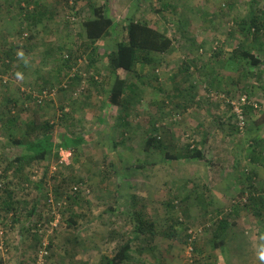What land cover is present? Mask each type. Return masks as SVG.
Masks as SVG:
<instances>
[{"label":"rangeland","instance_id":"374dc122","mask_svg":"<svg viewBox=\"0 0 264 264\" xmlns=\"http://www.w3.org/2000/svg\"><path fill=\"white\" fill-rule=\"evenodd\" d=\"M38 1L40 12L50 14L31 26L25 15L35 11L33 4L0 0V264H34L41 244L36 234L51 249L49 264H100L103 254L131 238L134 211L161 230L171 232L170 213L184 227L179 239L133 244L126 264H264L258 259L264 208L258 216L246 207L251 193L264 199V36L255 42L240 28L253 14L264 23V0H117L112 33L86 54L80 34L90 15L88 3L106 0H86L78 14L71 1ZM128 18L155 24L174 46L169 54L154 55L156 63L139 78L121 72L137 86L125 121L119 119L122 109L106 101L112 78L107 56L122 40ZM242 44L259 56L260 66L234 57ZM69 56L77 60L67 68ZM236 107L245 118L243 130ZM46 121L58 142L61 134L94 140L71 147L67 164L60 163L58 153L48 161L23 163L20 171L17 165L9 168L26 154L10 142L19 139L25 146ZM149 135L161 137L171 152L189 144L200 148L209 137V163L167 160L146 149ZM255 141L263 152L259 162L251 160ZM8 183L16 217L1 203ZM75 187L80 201L73 210L80 218L70 227L67 214L57 208ZM180 199L187 201L180 204ZM220 219L232 226L222 237L224 245L214 248L212 229ZM39 223L48 226L37 230ZM75 237L78 244L71 251L67 242L74 244Z\"/></svg>","mask_w":264,"mask_h":264},{"label":"trees","instance_id":"16d2710c","mask_svg":"<svg viewBox=\"0 0 264 264\" xmlns=\"http://www.w3.org/2000/svg\"><path fill=\"white\" fill-rule=\"evenodd\" d=\"M26 2L28 5L33 4L35 11H28L25 15V20L30 22L31 26H37L42 23L46 16L49 15V12H40V8L42 5H39L38 0H20ZM68 2H72L74 14H78L77 10L80 3L86 0H67ZM116 2L117 0H106L105 4L98 5L95 2H89L88 7L90 11V15L82 22V34L80 37L85 39L83 47L85 50L84 54L87 51L93 49L95 50V45L106 38L112 33L115 26V19L117 17L116 13ZM23 9V8H22ZM82 11V10H81ZM49 13V14H48ZM240 28L243 33L247 34L249 38L252 34L253 41H259L260 36H264V32H262L264 28V23L261 21L259 16L253 14L248 19L243 20L240 23ZM174 41L171 36L167 33L160 31V29L154 24H148L145 21H137L134 18H128L123 24V37L120 42L117 44V48L115 51L111 52L107 56V64L109 66V70L111 73V81L109 82L110 88L107 97V104L111 107L122 109V114L119 116V119L128 120L129 112L132 110L131 108V100L133 96H129L130 94L134 95L136 91V84L134 82H130L127 78H122L120 76L121 72L127 73L129 75H134V77L139 78L145 72V67L147 65H153L156 63V60L153 58L154 55H165L169 54L173 48ZM83 48V49H84ZM94 56L93 53L92 60L90 66L94 65ZM234 57H241L242 60L247 61L251 66L258 67L261 65V60L259 56L252 51V49H248L244 44L240 45L238 49L234 51ZM77 57L69 56V59L66 61L65 66L68 68L71 66L73 61H76ZM77 63V62H76ZM154 68H152V71ZM80 79V76L77 75ZM76 78V77H75ZM77 78V80H79ZM92 83H96L94 78L92 79ZM178 97V95H175ZM171 100V99H170ZM172 101L175 102V98H172ZM171 101V103H172ZM176 107H181L179 104H175ZM186 105L182 106L185 107ZM246 109L253 110L252 107H247ZM163 116H168L169 113L163 114ZM161 117V118H162ZM16 118L10 120V122H16ZM37 126L36 121H33L30 125L31 131L35 130ZM38 133L34 139H29L25 146H22V141L19 139H14L12 142L16 146L24 147L26 150V154L20 155L15 158V160L10 161L8 167L12 168L14 165L18 166L17 171H20V166L23 163H33L40 161H48L52 156H58V151L61 148L70 149L71 147H78L85 145L94 140V136H66L65 134H61V138L59 142L56 139L55 134L52 132V126L49 122H44L41 125H38ZM155 131H159V129H155ZM209 137H206L200 148L194 147L191 145L183 146L180 151L171 152L169 147L165 145V142L161 137L157 135H149L145 140V146L147 150H157L164 154L165 159L167 160H181V159H190L200 162L209 163L207 158L208 147H209ZM260 144L258 141L253 142L251 150V160L253 162H259L262 158L263 152L258 149ZM174 153V154H173ZM10 171V170H9ZM255 175V173H253ZM248 178V175L246 179ZM3 180V176L0 175V182ZM58 180V179H57ZM56 181V179H54ZM67 182V180H64ZM59 183V180H58ZM10 183L5 185L4 195L7 196V200L2 198L1 203L4 206L5 211H9L13 213L16 217L18 215V210L15 205L14 199V191L9 188ZM8 188V189H7ZM40 188V187H39ZM76 188V187H75ZM70 190V192L66 193L67 202L63 200L59 203V208L63 215L68 216L69 222L66 224L68 226H72L77 223L80 216L76 214L73 210L74 206L79 205L80 197L78 195L79 190ZM56 194L58 193L57 188ZM256 188L251 183V190ZM199 196V195H198ZM197 196V198H198ZM51 198H49L50 200ZM187 200L180 199V204L185 203ZM69 202V203H68ZM49 203V202H48ZM17 204V202H16ZM69 204V205H68ZM179 204V203H178ZM204 204V202L202 203ZM246 204V203H244ZM52 210L53 206L49 203L48 205ZM169 208L172 210L175 208L173 206V202L170 203ZM249 209H252L256 215H261L260 208H264V199L256 198L254 194L251 193L250 197L247 199V205ZM168 208V210H169ZM37 211V206L32 209L30 216H34ZM66 213V214H65ZM41 219V218H39ZM169 221L174 224H170V230H161L157 228L156 223L152 220V218L146 216L143 212L134 211L133 215L130 217V225L132 230H130L131 238L121 244L119 248L116 249L112 254L105 253L101 257L100 264H126L130 260V255L133 251V244L138 242H147L148 244H152L155 242L158 237H171V238H181L180 230L183 229L184 224L178 218V216L174 214H169ZM15 220V218H14ZM52 221L48 223L51 224ZM39 223L36 225L37 230H40V227H47L48 224ZM232 224L228 219H220L218 220L215 228L212 229V236L214 239V248H220L224 245V241L222 239L223 235L230 229ZM42 229V228H41ZM173 229V230H172ZM37 240L43 243V237L36 234ZM42 237V238H41ZM74 244L67 242L68 244H72L71 251L76 249L77 240L74 238ZM40 244V246H41ZM49 250L50 247H49ZM66 254L69 252V247L65 246ZM50 252V251H49ZM49 261V260H48Z\"/></svg>","mask_w":264,"mask_h":264},{"label":"built area","instance_id":"2783aa9c","mask_svg":"<svg viewBox=\"0 0 264 264\" xmlns=\"http://www.w3.org/2000/svg\"><path fill=\"white\" fill-rule=\"evenodd\" d=\"M236 111V117L238 120V124L241 130H243L244 126H245V118L242 114V112L238 109V107L235 108ZM59 154L61 157V164H67L69 162L70 157L72 156V151L70 149H64L61 148L59 150ZM75 190H77V188H75ZM50 204H53L54 201L51 199L49 200ZM50 257V252L48 249V243L47 242H43L41 244V246L39 247V250L37 252V256L35 258V262L34 264H49L48 260Z\"/></svg>","mask_w":264,"mask_h":264},{"label":"clouds","instance_id":"9594fccd","mask_svg":"<svg viewBox=\"0 0 264 264\" xmlns=\"http://www.w3.org/2000/svg\"><path fill=\"white\" fill-rule=\"evenodd\" d=\"M258 259L264 262V245L260 246V249L258 251Z\"/></svg>","mask_w":264,"mask_h":264},{"label":"crops","instance_id":"0c3cea01","mask_svg":"<svg viewBox=\"0 0 264 264\" xmlns=\"http://www.w3.org/2000/svg\"><path fill=\"white\" fill-rule=\"evenodd\" d=\"M155 25V24H154Z\"/></svg>","mask_w":264,"mask_h":264}]
</instances>
